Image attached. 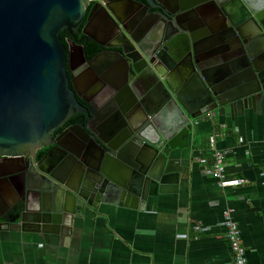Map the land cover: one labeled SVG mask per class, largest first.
Wrapping results in <instances>:
<instances>
[{"label": "water", "instance_id": "obj_1", "mask_svg": "<svg viewBox=\"0 0 264 264\" xmlns=\"http://www.w3.org/2000/svg\"><path fill=\"white\" fill-rule=\"evenodd\" d=\"M96 1L117 37L88 56L59 39L87 40L88 0H0V232L59 235L100 206L144 210L179 186L199 118L234 122L264 99V0H125L130 29ZM74 51L98 104L74 86Z\"/></svg>", "mask_w": 264, "mask_h": 264}, {"label": "crops", "instance_id": "obj_2", "mask_svg": "<svg viewBox=\"0 0 264 264\" xmlns=\"http://www.w3.org/2000/svg\"><path fill=\"white\" fill-rule=\"evenodd\" d=\"M72 65L78 94L99 96L95 81ZM210 136L225 155L227 177L241 185L221 188L212 177ZM177 155L179 186L150 199L144 210L100 206L61 235L0 232V264H233L223 227L227 209L241 231L247 264H264V99L234 122L199 118L189 149Z\"/></svg>", "mask_w": 264, "mask_h": 264}, {"label": "flooded vegetation", "instance_id": "obj_3", "mask_svg": "<svg viewBox=\"0 0 264 264\" xmlns=\"http://www.w3.org/2000/svg\"><path fill=\"white\" fill-rule=\"evenodd\" d=\"M172 1L173 0H164V2H167L169 4H172ZM100 2L102 4H109L110 6H112L114 8V11H115V14H116V17L118 19H125L124 20V27L126 29H130V23H132V21H130L128 18H125V13H121V9H123L124 7H126L125 3L126 1L125 0H100ZM138 3H144L145 0H137ZM171 8H173V5L170 6ZM127 9H130V7H126ZM91 10H94L93 12V21H92V24L90 26V28H88L86 30V33H87V40L86 39H83V35L82 34H79L77 35L75 32H70L68 30H63L59 33V36L61 37V39L63 40V42L61 41V43L64 45V46H67L69 43L72 42V39L73 37L72 36H75L76 37V40L77 41H81L82 42V47H83V55H93L94 53L97 52V48L98 46L96 44H94L96 41L97 43H101V44H104V45H108V44H111L112 42V39L114 37H117V29L110 23H108L106 20H104V18L100 15V8L99 6L97 5V1L96 0H88L87 4H86V13H85V17L87 18L90 11ZM145 7L144 6H138V9H137V14L139 13H142V12H145ZM204 12L206 14L205 16V20L206 22L208 23V25H211V23L213 22H217V19L216 18V8L211 6V5H207L205 8H204ZM148 13V12H147ZM140 15V14H139ZM86 24V21H84L82 24H81V29H83V27L85 26ZM113 37V38H112ZM60 39V38H59ZM86 44V45H85ZM85 45V46H84ZM94 49V52H92V50ZM76 52V51H74ZM73 61L71 62V69H70V72L73 73V70H74V66L72 65V63L74 64H77V65H80L81 66V74L86 78L87 82L88 79L91 78V76L88 74V71L84 70V68L82 67L83 66V63L82 61L80 60V58L78 57L77 55V52L74 53L73 55ZM83 69V70H82ZM102 96L99 95V96H93L92 98L89 96V97H83L85 98L86 100H90L92 99V102L95 103V104H98V102L100 101V98ZM81 103L83 104V102L81 101ZM82 116L80 114H76V115H73L68 121H66L63 125H72L74 124L75 122H79L80 121V118ZM100 124V123H99ZM98 124V125H99ZM59 134V133H58ZM42 150H45V149H42ZM38 151L37 153V158H38V154L42 151ZM45 154V153H44ZM43 154V155H44ZM1 160V159H0ZM19 179H16L15 181H18Z\"/></svg>", "mask_w": 264, "mask_h": 264}, {"label": "built area", "instance_id": "obj_4", "mask_svg": "<svg viewBox=\"0 0 264 264\" xmlns=\"http://www.w3.org/2000/svg\"><path fill=\"white\" fill-rule=\"evenodd\" d=\"M225 130V128H223ZM242 143V139H239ZM209 148L213 151L210 173L217 180L219 187H236L243 183L242 180L228 178L226 175L225 155L223 152L215 149V136L208 138ZM201 163H206L202 159ZM223 227L225 229V238L229 249L233 255V264H247L246 250L242 244L241 231L232 217V210L227 209L223 212Z\"/></svg>", "mask_w": 264, "mask_h": 264}, {"label": "trees", "instance_id": "obj_5", "mask_svg": "<svg viewBox=\"0 0 264 264\" xmlns=\"http://www.w3.org/2000/svg\"><path fill=\"white\" fill-rule=\"evenodd\" d=\"M60 40L63 42V40L61 39V37L59 36ZM92 52H94V49L92 50ZM207 141V140H206ZM205 142V141H204ZM198 142H194V146L195 144H197ZM45 153V150H42L39 154H38V158H41L43 156V154Z\"/></svg>", "mask_w": 264, "mask_h": 264}]
</instances>
